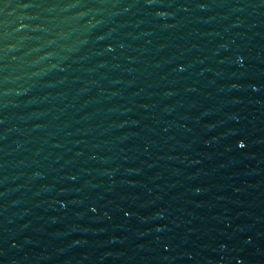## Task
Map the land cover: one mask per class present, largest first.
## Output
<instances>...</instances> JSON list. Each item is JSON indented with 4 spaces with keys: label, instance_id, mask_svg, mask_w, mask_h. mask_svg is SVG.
<instances>
[{
    "label": "water",
    "instance_id": "water-1",
    "mask_svg": "<svg viewBox=\"0 0 264 264\" xmlns=\"http://www.w3.org/2000/svg\"><path fill=\"white\" fill-rule=\"evenodd\" d=\"M0 264H264V0H0Z\"/></svg>",
    "mask_w": 264,
    "mask_h": 264
}]
</instances>
